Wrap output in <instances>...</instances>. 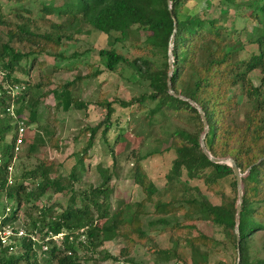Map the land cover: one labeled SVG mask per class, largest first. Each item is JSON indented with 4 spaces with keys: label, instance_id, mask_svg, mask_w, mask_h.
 <instances>
[{
    "label": "trees",
    "instance_id": "16d2710c",
    "mask_svg": "<svg viewBox=\"0 0 264 264\" xmlns=\"http://www.w3.org/2000/svg\"><path fill=\"white\" fill-rule=\"evenodd\" d=\"M170 1L172 13L169 12L168 0H62L58 5L40 1L35 13L29 6L8 13L0 12V218H3L4 224L15 220L23 201L36 202L48 191H69L78 179L77 166L72 167L67 177H51L50 168L42 162L33 169L23 171L12 183L7 181L6 166L12 158L17 123L6 108L11 101L25 98L23 90L14 98L8 91L10 86L24 83L14 74L21 62L25 61V65L33 64V61L41 64V57H52L55 61L64 58L60 50L64 41L76 40L75 35L88 33L90 29L105 34L119 32L121 37L116 39L123 41V37L129 38L136 51L129 58L117 48L98 50L107 70L112 71L119 63H126L137 75L133 85H137L139 91L127 101L100 102L106 110L103 119L95 126L83 129L84 133L87 132V140L75 152L78 157L76 164L81 170L84 168L83 155L88 154L94 136L102 126L103 141L110 143L108 153L112 166L96 167L101 177L100 184L82 192L84 202L81 205L76 204L75 193L71 192L67 205L57 212L53 204L36 207L40 216L30 221V227L50 235L62 233L59 245L53 238L45 242L48 244L45 251L47 261L56 260V264H102L106 259H116L107 250L99 249L106 241L121 238L124 246L120 253L125 254L137 243L147 244L152 239L151 232L192 228L196 234L184 238L189 262L185 259L178 261L182 260V254L178 252L177 244L175 250H155L157 264H164L161 259L168 262L173 256L175 264H225L222 260L211 263L210 258L215 250H219L217 247L225 248L227 245L236 250L234 264L237 263L238 251L239 264H264V257L252 252L257 233H264V0H247L244 4L248 9L246 20L253 21L249 29L245 26L230 28L219 17L203 16L186 7L188 0ZM204 1L206 6L211 4V0ZM218 1L222 15L234 2ZM47 15L52 17L47 19ZM172 16L176 19L172 89L202 108L208 128L204 142L209 152L216 157L231 156L243 173L249 168L242 177L238 244L234 230L237 185L232 168L225 163L212 162L202 152L199 138L204 123L198 110L187 100L168 91ZM245 43L255 44L257 51L242 57ZM98 73L96 70L93 75ZM253 73L258 84L250 78ZM61 96L63 109H81L87 105L79 100L73 101L66 88ZM117 102L121 108L129 109L127 127L134 135L143 138L145 133L150 134L145 131V125L151 128L158 125L162 127L165 139L170 140L167 150L173 151L164 174L163 188H175L176 198L167 201L157 198L161 191L142 161L158 151L151 149L142 153L138 149L133 156L129 176L140 187L143 197L111 209L112 188L109 182L116 174L118 155L113 148L116 138L111 143L107 132L112 125L119 124L117 117L112 121ZM242 105L243 110L240 111ZM35 113V108L31 107L30 117L24 123L33 122ZM16 115L19 118V110ZM175 119L189 121L193 128L188 130L176 125L173 123ZM10 132L14 133L7 140ZM26 136L27 132L24 143ZM26 181H31L34 186L29 188L25 185ZM4 199L15 203L10 215L7 214L10 208L6 211ZM148 204L152 210L147 209ZM150 214L152 217L145 219ZM198 222L218 227L223 238L218 239L196 229ZM80 228H86L84 241L79 240L76 233ZM76 241L83 249L80 254L74 248ZM21 243L24 251L18 255L9 253L8 246L1 247L0 264H18L21 260L25 264H39L31 239H22Z\"/></svg>",
    "mask_w": 264,
    "mask_h": 264
},
{
    "label": "rangeland",
    "instance_id": "374dc122",
    "mask_svg": "<svg viewBox=\"0 0 264 264\" xmlns=\"http://www.w3.org/2000/svg\"><path fill=\"white\" fill-rule=\"evenodd\" d=\"M40 1L45 3L52 2L54 5L62 2V0H0V12L8 13L16 11L22 6H29L33 8L35 13ZM246 1L234 0L233 3L229 4L228 11L224 15L220 13L221 5L218 0H211L209 6H206L204 0H188L186 7L192 8L203 16L210 18L219 17L230 28L241 29L245 26L249 29L253 21L251 19L246 20L245 13L248 11L244 5ZM46 17L50 19L52 16L47 15ZM75 37L76 40L64 41L65 44L60 47L64 58H57L58 60L55 61L52 57H41V64L33 61V64L25 65L24 63L26 62L22 61L20 68L14 73L15 76L25 83H23L24 85L28 84L30 89H27L26 85V89L22 91V93H25V98L17 102L11 101V109L15 114H17V110L20 111V119L23 123L24 120L30 117L31 107L35 108L36 113L33 122L24 123L27 132L26 141L20 144L16 152V159L11 173L12 180L18 179L23 171L33 169L42 162L50 168L51 177H67L72 167L77 166L78 179L73 182L71 190L66 192L48 191L36 202L23 201L19 206L15 220L11 223L13 229L22 228L26 233V236L18 239L19 242H17L12 255L23 253L24 249L21 247L22 239H31L33 242L32 249L39 264H56V260L47 261L46 259L47 254L43 244L48 241L46 240L48 234L44 233V230L32 229L29 225L32 219L40 216L36 207L53 204L55 207L54 211L57 212L67 205L71 192L75 193L76 204L81 205L84 202V200L82 201V192H86L91 186L100 184L101 177L96 167L110 168L112 166V159L108 153L110 143L103 141L101 136L102 126L95 134L93 146L88 151V154L83 155L84 168L81 170L79 165L76 164L78 157L75 152L79 151L87 140V132L84 133L83 129L86 126H95L103 119L106 110L100 102L119 99L127 101L131 97L136 96L139 91V87L133 85L137 75L126 63H119L114 70L110 71L104 68L98 54L99 49L117 48L124 52L127 57H133L136 51L131 46L129 38L123 37V41L117 40L121 37L119 32L112 31L109 34H105L96 29H90L88 33L77 34ZM255 51H257L255 44L245 43L241 56L248 57L250 53ZM30 58L28 59L30 60ZM96 70L99 73L93 75ZM250 78L254 84H258L255 73L251 74ZM67 82H70V84L66 86ZM64 88L67 89L73 101L84 102L87 104L86 107L81 109H63L60 105V100L62 99L61 92ZM11 96L14 98L16 94H11ZM114 107L115 112L112 121H115V117H117L119 124L112 125L107 132L111 143L116 138V144L113 145V148L116 155H118L116 174L112 176L109 182L112 188L111 209L126 201L133 203L143 197L140 187L134 184L129 176V170L134 161L133 156L138 149H141L142 153L151 149L158 151L142 161L148 175L161 191L157 198L164 201L170 200L172 197L176 198L178 194L175 188H163L164 174L168 170L172 157L170 152L173 149L167 150L170 140L165 139L166 135L163 134L162 127L154 125L151 128L145 125V131H149L150 134L145 133L147 137L144 135L143 138H140V136L132 133L131 128L127 127L129 109L121 108L118 102L115 103ZM239 110H243V105ZM173 123L188 130L193 128V124L189 121L175 119ZM13 133L10 132L7 135V140H10ZM31 145L33 146L30 147ZM25 185L32 188L34 183L26 181ZM87 202L92 203L89 200ZM4 203L7 208H10L9 211L6 210L8 211L7 214L10 215L15 203L11 199H4ZM147 207V209L152 210L150 204ZM91 208L94 211V208ZM148 217L150 218L152 215H146L145 219ZM196 226V229L208 235L218 239L223 238L220 229L211 223L198 222ZM194 234H196V230L192 228L163 233L151 232L152 239L147 244L137 243L125 254L120 253L121 248L124 246L123 241L121 238H115L104 242L99 249L107 250L116 259H106L101 263L157 264L155 250L165 248L175 250L177 244H179L178 252L182 254V260L178 261L182 262L185 259L189 262L188 249L185 248L184 238ZM53 240L59 245L62 235L57 236ZM74 248L78 254L83 250L78 241L74 242ZM217 248L219 250H215L211 255V263L222 260L225 264H234L237 256L234 248L229 245L225 248H221V246ZM252 252L259 257H264V233L261 231L255 237ZM129 258L132 260H129ZM175 260L173 256L168 262L162 259L160 261L164 264H175ZM18 264H25V262L21 260ZM87 264L91 263L87 262Z\"/></svg>",
    "mask_w": 264,
    "mask_h": 264
},
{
    "label": "built area",
    "instance_id": "2783aa9c",
    "mask_svg": "<svg viewBox=\"0 0 264 264\" xmlns=\"http://www.w3.org/2000/svg\"><path fill=\"white\" fill-rule=\"evenodd\" d=\"M25 89V85L24 84H14L12 86L9 87V93L10 94H17L18 92L22 91ZM6 111L11 114L13 116V118L16 120L17 123V128H16V132H15V142L13 144V148H12V158L10 159L9 163L6 166V170H7V181L8 183H12V177H11V173L13 170V163L16 159V152L20 146V144L24 143V134L26 132L25 130V124L23 123V121L20 119L21 117L18 116L14 113V111L11 109V106L9 105V107L6 108ZM1 157H0V164H1ZM9 208H7L8 210ZM3 218H0V248L3 246H8V252L9 253H13L17 242H19L18 239L26 236L25 231L20 228V229H13V227H11V224L6 223L4 224L3 222ZM85 230L86 228H80L78 231H76L77 234H79V240L84 241L85 240ZM62 233H58L57 235H50L48 234L46 237V240L48 238H53L55 239L57 236H61ZM43 248L46 250L47 249V244L44 243L43 244Z\"/></svg>",
    "mask_w": 264,
    "mask_h": 264
},
{
    "label": "water",
    "instance_id": "95a60500",
    "mask_svg": "<svg viewBox=\"0 0 264 264\" xmlns=\"http://www.w3.org/2000/svg\"><path fill=\"white\" fill-rule=\"evenodd\" d=\"M168 4H169V12L172 13L171 1L170 0H168ZM173 23H174L173 24V34H172V36L170 38V41H169V72H168V79H167L168 91L171 94H173L174 96H176V97H179L181 99L187 100L191 105H193L198 110V112L200 114V117H201V119H202V121L204 123V130H203V132H202V134L200 135V138H199V144H200V148H201L202 152L212 162L225 163V164L229 165L232 168L233 174H234L235 179H236V185H237V201H236V205H235L236 213H235L234 230H235V233L237 235V244H238L239 243L238 242L239 241L238 240V235H239V232H238L239 214H240V211H241V202H242V195H243L242 177L245 176L248 173L249 168L243 173V172L240 171L239 167L237 166L236 161L231 156L216 157V156H213L209 152V150L205 146V142H204V137H205V135L207 133L208 128H207L205 114H204L202 108L197 103H195L193 100L175 93L174 90L172 89V85H171V74H172V71H173L172 49H173V35H174L175 30H176V19L174 17H173ZM236 264H239V251H238V258H237V263Z\"/></svg>",
    "mask_w": 264,
    "mask_h": 264
}]
</instances>
